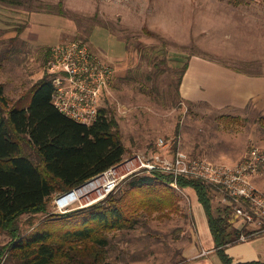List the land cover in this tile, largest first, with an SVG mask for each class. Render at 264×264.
<instances>
[{"label":"rangeland","instance_id":"1","mask_svg":"<svg viewBox=\"0 0 264 264\" xmlns=\"http://www.w3.org/2000/svg\"><path fill=\"white\" fill-rule=\"evenodd\" d=\"M69 41L87 44L114 70L102 91L101 107L110 109L118 123L126 147L123 160L163 153L159 138L171 150L180 147L192 156L227 166L238 164L251 150L264 153V123L258 120V109L216 106L209 96L210 78L204 87L207 96H200L199 87L194 92L197 99L182 91L194 61L252 74L264 71V0L237 6L225 0H0V83L10 104L26 102L31 87L49 76L48 49ZM218 96L221 103L222 95ZM263 168L264 164L252 181L264 192ZM127 178L109 194L129 188ZM128 192L131 197L135 191ZM59 193L54 194L48 212L19 217L22 227H29L25 234L41 226L46 214H61L53 202ZM177 193L179 198L170 205L149 210L145 204L135 209L141 221L134 228L108 232L105 260L109 264H194L196 258L190 262L188 255L196 250L194 243L200 246L195 221L200 224L192 219L197 199L190 189ZM221 198L219 193L214 195V207L226 204ZM141 202L126 209L133 210ZM79 205L72 204L69 212ZM28 220L34 221L32 227ZM259 227L264 228V221ZM4 237L0 235L1 242Z\"/></svg>","mask_w":264,"mask_h":264},{"label":"trees","instance_id":"2","mask_svg":"<svg viewBox=\"0 0 264 264\" xmlns=\"http://www.w3.org/2000/svg\"><path fill=\"white\" fill-rule=\"evenodd\" d=\"M225 1L237 6L254 0ZM53 92L54 85L46 74L31 87L25 103L10 104L0 83V235L5 236L4 242L0 240V262L109 264L105 260L110 244L108 232L134 228L141 221L135 209L145 204L149 210L170 205L179 198L178 189L171 185L170 174L144 171L127 178L129 188L121 193H111L71 212L46 214L40 219L41 226L25 234L29 227H22L21 215L48 212L57 191L84 183L120 162L126 153L110 109L100 107L95 122L82 124L54 106ZM258 120L264 123V116ZM177 185L195 193L207 217L216 252L225 264H264L234 263L225 253L226 247L241 241L242 235L250 237L260 232L239 221L230 203L214 207V195L220 194L217 187L186 176L179 177ZM128 191L135 192L127 197ZM126 197V203L121 204ZM135 202L141 203L128 211L126 206ZM28 223L32 227L34 221Z\"/></svg>","mask_w":264,"mask_h":264},{"label":"built area","instance_id":"3","mask_svg":"<svg viewBox=\"0 0 264 264\" xmlns=\"http://www.w3.org/2000/svg\"><path fill=\"white\" fill-rule=\"evenodd\" d=\"M49 78L54 85L52 102L66 116L82 123L95 122L101 107L102 91L112 80L114 70L104 64L94 55L88 45L82 42L69 41L50 48L47 58ZM158 146L165 151L152 153L146 157L135 155L130 159L121 160L107 170L95 175L84 183L66 191H60L53 200L56 210L64 213L71 210L70 206L79 202L88 206L104 199L125 178L144 171H159L173 177L171 185L180 189L177 179L182 176L201 180L219 189L222 200L230 203L239 221L246 222L250 227L264 221V192L259 190L252 181L254 174L264 164V153L251 150L249 156L233 166L222 163H212L205 158L192 156L180 147L173 150L162 138ZM105 177L99 186L95 197L89 202H83L78 192L100 178ZM256 232L264 228L255 229ZM247 237L242 235L241 240ZM3 264V260L0 262Z\"/></svg>","mask_w":264,"mask_h":264},{"label":"crops","instance_id":"4","mask_svg":"<svg viewBox=\"0 0 264 264\" xmlns=\"http://www.w3.org/2000/svg\"><path fill=\"white\" fill-rule=\"evenodd\" d=\"M194 64L192 65L191 62L193 71L187 80V84L182 89L185 96L190 95L189 97L197 99V95L194 92L198 91V87L201 88L200 96H207L204 87L207 85V79L210 78L211 93H209V96H212L211 100L215 102L216 106L242 110L252 105L258 109L261 116H264V71L252 74L235 70L223 64L209 63L206 60L198 61V65L194 61ZM221 84H225L227 89L219 92L218 86ZM218 95H222L220 96L221 103H219ZM198 100L204 99L200 98ZM206 100L212 104L210 99ZM192 208V219L193 221L195 219L198 220L200 224L199 226L195 221V227L199 233L200 246L196 247L197 243H194L196 250H192L189 253L188 260L196 258L195 261H192L194 264H225L216 252L213 236L202 206L197 202ZM225 253L234 263L251 261L264 263V231L227 246ZM198 256H200V259H197Z\"/></svg>","mask_w":264,"mask_h":264},{"label":"bare ground","instance_id":"5","mask_svg":"<svg viewBox=\"0 0 264 264\" xmlns=\"http://www.w3.org/2000/svg\"><path fill=\"white\" fill-rule=\"evenodd\" d=\"M105 180V177L100 178L97 181L91 182L90 184L86 185L85 187H83L79 192H78V196L83 198V202H89L91 201L96 193L93 191H98L96 188L99 186V184Z\"/></svg>","mask_w":264,"mask_h":264}]
</instances>
